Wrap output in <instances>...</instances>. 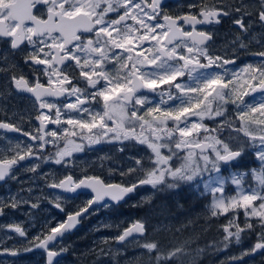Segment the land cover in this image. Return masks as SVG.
I'll list each match as a JSON object with an SVG mask.
<instances>
[{
  "label": "snow or ice",
  "instance_id": "6c2138e0",
  "mask_svg": "<svg viewBox=\"0 0 264 264\" xmlns=\"http://www.w3.org/2000/svg\"><path fill=\"white\" fill-rule=\"evenodd\" d=\"M188 7L198 11L172 16L164 10L163 0H0V42L8 45L7 51L0 53V73L7 77L0 97L15 90L32 94L39 102V114L35 116L39 124L33 131H24L20 126L23 117L16 122L0 120V130L22 133L35 142L10 145L7 157L0 152V182L16 179L15 166L26 159H51L57 165H71L69 158L73 153L84 150L73 139L78 136L89 145L104 139L119 142L121 152L127 147L124 142L132 141L144 146L148 153L130 157L132 164L120 175H139L128 183H105L99 177L88 175L75 179L67 175L58 181L53 178L46 186L67 192L87 188L95 194L94 198L86 207L68 215L66 222L55 227L45 225L47 231L28 240V247L2 248L0 254L18 256L21 251L39 248L46 253V264H60L57 257L67 249L53 250L55 244L50 248V242L71 230L77 218L92 204L104 201L107 207L109 200L119 203L142 186L160 191L176 189L181 182H193L208 173L209 180L204 187L213 194L211 216L228 217L227 223L221 225L223 239L209 247L226 250L232 244H240L242 234L257 232V242L239 257H230L229 264H240L244 256L257 252L264 255V100L258 104L243 100L249 90L264 94V51L255 53L262 58L258 67L247 65L241 69L247 74L246 79L241 81L238 73L229 76L225 66L235 61L210 52L215 33L198 30L197 26L219 25L225 17H231L232 24L246 35L252 25L248 19L252 13L247 11L243 0L239 3L213 0L211 4L202 0L201 4ZM256 21L264 27V0H260ZM146 44H151V48ZM246 49L241 35L228 42V50L233 55L238 56ZM17 52L23 54L24 64L31 68V79L16 71L17 65L11 57ZM108 64L118 66L115 75L107 71ZM72 68L78 69L84 88L73 83ZM201 69L225 70L208 73L200 72ZM185 75L195 80L197 86L179 82ZM173 88L187 99L173 96ZM144 89L159 92L161 100L160 104L141 112L147 102L140 95ZM191 93L197 95L191 96ZM165 95L167 100L163 98ZM61 96L65 97L62 106L44 100V97ZM175 100H179L178 105L168 104ZM93 102L100 105L99 110L89 107ZM229 103L237 106L235 119L227 114ZM63 110L75 112L77 117L86 113L88 119L73 118ZM191 117L199 120L193 121ZM206 117L216 122L215 128L203 123ZM48 124L70 127L49 129ZM232 133H243V142ZM58 140L64 141L63 147ZM49 145L56 151L45 157L43 154ZM249 150L259 161V167L237 171L230 181L226 179L221 174L222 168L233 167ZM184 152L187 154L181 159L180 154ZM174 158L181 162L175 164ZM38 167L39 164H34L27 170L35 172ZM229 182L240 189L237 195H224V185ZM38 200L0 199V215H4L5 209H18L24 204L38 208ZM150 201L149 197L144 202ZM55 207L63 210L60 203ZM147 224V218L137 220L115 240L120 243L129 237L143 240L139 246L149 255L151 264H174L180 255L186 254L183 247L163 252L159 242L146 238ZM6 227L27 239L20 225ZM204 252L205 249H197V256Z\"/></svg>",
  "mask_w": 264,
  "mask_h": 264
},
{
  "label": "flooded vegetation",
  "instance_id": "af4514ba",
  "mask_svg": "<svg viewBox=\"0 0 264 264\" xmlns=\"http://www.w3.org/2000/svg\"><path fill=\"white\" fill-rule=\"evenodd\" d=\"M201 2L202 0H163V8L169 15L176 16L182 15L189 11L195 13L198 11V9H190L188 5H199ZM203 3L211 4L213 3V0H203ZM237 3H239V0H237ZM243 3L247 5V11L252 13V15L248 18L252 21V25L246 35L241 33L240 30L232 24L231 17H225L219 25L197 26L198 30H212L215 33V43L212 49H210V52L234 60V63L226 65L225 68L227 69L229 76L232 73H238L241 81L247 78V74L242 73L241 69L247 65L258 67L261 64L262 58L255 55V53L264 51V47H262V44H264V27H261V25L256 21V13L260 10V0H243ZM129 23L133 22L129 21ZM185 30H187V27ZM237 35H241L244 39V42L247 44V49L241 50L238 56L233 55L232 52L228 50V42L233 40ZM154 43L155 42L153 41L152 44ZM145 46L151 48V44H146ZM7 49L8 45L4 42H0V53H5ZM11 60L17 65L16 71L23 72L29 77V79H31L32 70L28 65L24 64L22 53L17 52L14 57H11ZM106 68L107 71L113 75H115L116 71L118 70V66L114 67L113 64H108ZM224 70L225 69H201L200 72L207 71L208 73H212L213 71L223 72ZM70 73L75 77L73 83L77 84V86L81 88H84L85 85L83 81L78 77V69L72 68L70 69ZM192 75L197 76L199 73H193ZM6 78V74L0 73V90L4 89ZM179 82L186 85L197 86L196 81L188 75L179 78ZM103 83L104 82L101 81V84ZM97 87H100V85H97ZM162 87L167 88L168 86L163 85ZM89 91L92 90L89 89ZM171 92L173 96H184L182 93H177L174 88L171 90ZM140 95H143L147 98V102L141 108V112L146 110L149 106L160 104L161 96L159 92L153 93L147 89H144L141 91ZM189 95L195 96L197 94L191 93ZM163 98L167 100L166 95ZM184 99H187V97L184 96ZM44 100L55 103L57 106H62L65 103V97L63 96L44 97ZM243 100L250 104H258L261 102V100H264V94L249 90V94L244 96ZM38 103L39 102L36 101L30 93L11 90L10 92H7L4 97H0V109H3V113H0V120H11L12 122H16L21 117H23L24 122L20 126L24 131H33L39 124V122L35 119V116L39 114L37 107ZM168 104L178 105L179 100L169 101ZM161 106L167 107V105ZM213 106L215 107V105ZM89 107L99 110L100 105L93 102L91 105H89ZM43 111H47V109ZM63 111H65L67 115H71L73 118L88 119V115L86 113H81L80 116L77 117L75 112L68 113L67 110ZM236 111V105H232L230 103L227 105V114L230 116V118L235 119ZM29 116L31 117L30 120ZM146 119H150V117H146ZM191 120L198 121L199 117H191ZM203 123L208 125L209 128L216 127V122L208 119L207 117L203 120ZM63 127L70 126H57L48 124L49 129L62 130ZM225 134L227 133L225 132ZM232 134L233 136L238 135L241 142H243V133ZM202 135L203 133H201V136ZM73 139L76 141V143L82 144L84 150L73 153L72 157L69 158L72 160L71 165H57L51 159H26L20 161L15 166L16 179L0 182V199L6 200L10 197H16L19 199L20 197H23L25 199H30L33 202H37V198H39L38 208L32 209L29 207V205L24 204L18 209H5L4 215H0V226H4L0 227V240L3 241V243H0V249L8 248L22 250L28 247V240L39 236L42 232L47 231L45 225L48 227H55L58 225V223L66 222L68 215L75 214L79 209L86 207L87 202L94 198V193L91 189L79 188L75 192H67L62 189L46 186L47 184L53 182V178L58 181L67 175H72L74 179L88 175L99 177L105 183H128L130 180L139 175L138 173H134L132 176L120 175L122 170H126L132 164L130 157H140L146 156L148 154L144 146L135 144V142L132 141H125L124 144L127 145V147H125L124 151L121 152L118 151L119 147H121L119 142H108L107 139H104L99 144L89 145L87 140L82 139L79 136L73 137ZM26 143L35 142L30 141L29 138L25 137L22 133L0 130V152H3L4 156L7 157L10 155V151L8 150L10 145L12 147L17 144L23 146ZM57 143L60 145V147H63L64 141L58 140ZM55 151L56 148L52 145H49L43 155L47 157ZM186 154V152L181 153V159ZM180 162V159L174 158L175 164H179ZM34 164H39V167L36 169V171H28L27 169L31 168ZM256 165L257 163L251 154V150H249L241 161L236 163L233 167L227 169L230 170V173L232 169L237 171H247L248 169L255 168ZM227 169L224 170L228 173ZM29 188H31V192L28 191ZM178 190L181 191V188ZM191 191L192 190H189V192ZM164 192L165 190L160 191L152 189L151 186H142L136 191V193L132 194L130 197H126L122 203H109L110 206L107 207L114 211L125 209L127 212L131 213L128 224V226H130L135 221L143 219L139 218V216L132 217L133 213L138 212L141 214L147 212L148 210H153V207H155L153 204L145 203L144 201L146 198H158L160 196L163 197L165 196L163 195ZM56 203H60L63 210L56 208ZM101 210L102 206L100 205H91L88 207V211L80 219V229H78V231H76L74 234L66 236L55 243L53 250H60L61 248L67 249V251L64 252L59 258L60 264H85L87 262L86 258H70V256L73 255L72 242L76 241V235L81 233L86 226L96 228L101 224L103 218V213ZM11 224H18L24 228L27 234V239L25 237H20L13 231H9L6 226ZM120 233L121 232H119L118 235ZM49 247L52 248L53 245ZM95 248H97L96 245H94L93 249ZM89 252L90 253H88L87 256H90L93 253L92 250ZM69 259H71L70 262ZM0 264H46V253L43 249L35 248L32 251H21V254L18 256L0 254Z\"/></svg>",
  "mask_w": 264,
  "mask_h": 264
},
{
  "label": "trees",
  "instance_id": "16d2710c",
  "mask_svg": "<svg viewBox=\"0 0 264 264\" xmlns=\"http://www.w3.org/2000/svg\"><path fill=\"white\" fill-rule=\"evenodd\" d=\"M155 202L151 220L153 223H161L162 228L152 237V240L159 242L163 252L183 247L184 252L186 253L180 255L179 258L175 260L174 264H194V258L195 264H203L205 262H203L201 258H207L208 256L209 264H212L213 262L216 264L218 261L217 256L215 255L217 250L212 249L209 246L213 243H218L223 239L221 237V225L227 223L228 217L221 215L217 218H211V216L206 215L207 221L209 217V223H206V220V222L204 220H196L193 224H190V226L186 225L183 222L184 218H187V216H184L185 213H187L186 211L193 209L194 206L197 208L196 206H199L200 202L192 191L189 192L185 189L176 193L167 194L163 197L160 196ZM129 216H131V213L127 212L125 209L118 211L111 209L109 214H104L102 222L98 228V230H100L98 234L90 232L85 234V236L79 235V237L84 236V239L81 240H99V242H101L99 243L101 247H104L107 243L114 244L115 237L118 236L117 233L121 232L128 226L130 221ZM197 217L198 215L196 216V219ZM150 229L151 227L148 226V231ZM249 233L250 232L242 234V237L246 239L245 243H243V247H249L256 241V238L248 236ZM74 243L77 245V241H74ZM93 243H96L97 245L98 242ZM197 249H205V252L197 256ZM72 254L75 255V257H83L82 253L75 250L72 251ZM146 258L145 255V257L141 259L142 264H145ZM148 259L151 264V258L148 257Z\"/></svg>",
  "mask_w": 264,
  "mask_h": 264
},
{
  "label": "rangeland",
  "instance_id": "374dc122",
  "mask_svg": "<svg viewBox=\"0 0 264 264\" xmlns=\"http://www.w3.org/2000/svg\"><path fill=\"white\" fill-rule=\"evenodd\" d=\"M226 135V134H225ZM233 135V134H232ZM253 158L255 159V162L257 163L255 168L259 167V161L256 160L255 156L253 155ZM178 165V164H177ZM239 167V166H238ZM237 167V169H238ZM228 173L225 172V170L222 168V175L228 179L230 181V178L233 174H235L237 172V170L232 169L231 173L230 170L227 169ZM241 171V170H238ZM243 172V171H241ZM213 176L217 175L216 173L212 174ZM209 180V176L208 173H204L201 177H198L195 181L193 182H189V183H184L181 182L180 186L176 189H168L165 190V192L163 193V195L166 194H170V193H176L182 189L185 190H192V192L194 194H197V199L200 202L199 206H196L197 208H194L186 211L187 213H185L184 216H187V218H184L183 222L186 225L193 224L196 220L197 221H202V220H206V215L211 216V204L213 201V194L210 192V190L206 189L204 187V185L208 182ZM253 185L255 184V182H252ZM245 188H247V184L245 185ZM224 195L225 196H235L237 195V193L240 191V189H238L235 185L229 183H226L224 185ZM178 190V191H177ZM151 201L150 204H155L154 200L157 199L156 197H150ZM202 200V201H200ZM102 213L103 216L104 214H109V212L111 211V208L109 207H102ZM193 211H194V217H193ZM152 212L153 210H148L147 212L144 213H138L135 212L132 214V217H136L139 216V218H147L148 220V226L151 227V229L148 231V233L146 234V238L148 240H152V237L157 234L161 228H162V224L157 222V223H153L151 220L152 217ZM198 215L197 219L196 216ZM189 216V217H188ZM221 216V215H219ZM131 217V218H132ZM211 216V218H217ZM240 220L243 221L244 220V216L241 215L240 216ZM205 221V222H206ZM206 223H209V217H208V221ZM100 226V225H99ZM98 227L94 228V227H90V226H86L85 229H83V232L79 233L76 235L75 240L77 241V245L76 243L72 242V246H73V251H78L79 253H82L83 257H80V259H84L86 258V263L85 264H142L141 263V259L145 257L146 255V262L145 264H150V261L148 259L149 255L145 252L144 249H142L139 245L140 243H143V240L140 239H132L122 245L117 244V241L115 240V243H107L104 247H101L99 243V240H81L84 239L85 234H88L90 232H94V233H99L100 230H98ZM209 227V225H208ZM117 229V228H116ZM93 233V234H94ZM92 234V233H91ZM90 234V235H91ZM115 234V233H114ZM79 235H84L82 237H79ZM118 235V233H117ZM224 236V233L222 232V238ZM249 237H254L256 238V241L253 242L249 247H243V243H245V238L242 237L240 244H232L231 247H229L226 250H217V253L215 254L217 256V263L216 264H229V258L230 257H239L241 252L244 250H248L250 249L256 242H257V233L256 232H250ZM78 237V238H77ZM246 237V238H249ZM244 240V242H243ZM93 242H98L97 245L96 243ZM94 245H96L97 248H94ZM93 251V253L90 256H87L88 253H90L89 251ZM103 250V252L101 251ZM71 257H75V255H71ZM203 262V264H209V256L207 258H201ZM71 259H69L70 262ZM208 262V263H207ZM264 264V255H259L256 258H250L249 256H244L243 260L240 262V264ZM212 264H215L214 262Z\"/></svg>",
  "mask_w": 264,
  "mask_h": 264
},
{
  "label": "water",
  "instance_id": "95a60500",
  "mask_svg": "<svg viewBox=\"0 0 264 264\" xmlns=\"http://www.w3.org/2000/svg\"><path fill=\"white\" fill-rule=\"evenodd\" d=\"M257 92H260V91H257ZM94 195H95V194H94ZM105 199H108V198H105ZM123 201H124V200L120 201L119 203H116V202H113V201H110V200H109V203H112V204H120V203H122ZM95 205L104 206V201H100V202H98V203H96V204H92V206H95ZM85 213H86V212L82 213V215H81L80 217L77 218V219H78V222L75 224V226H74L71 230L65 232V234L63 235L62 238H58L55 242H50L49 246L55 244L57 241L63 239L64 237H66V236H68V235H72V234H74L78 229H80V227H81L80 219H81V217H82ZM129 227H130V226H129ZM134 235H136V234H134ZM132 239H133L132 237H129L125 242H123V243L117 242V244L122 245V244H124V243H126V242H128V241H130V240H132ZM259 254H261V253H260V252H257V253H255L254 255H250V256H251V257H255V256L259 255ZM60 257H61V256H60ZM60 257H57V259H59Z\"/></svg>",
  "mask_w": 264,
  "mask_h": 264
}]
</instances>
